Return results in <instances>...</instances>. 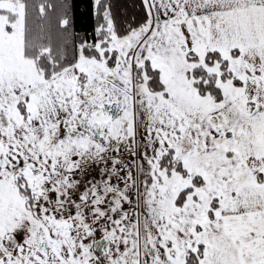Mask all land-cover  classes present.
Listing matches in <instances>:
<instances>
[{
  "label": "rangeland",
  "instance_id": "obj_1",
  "mask_svg": "<svg viewBox=\"0 0 264 264\" xmlns=\"http://www.w3.org/2000/svg\"><path fill=\"white\" fill-rule=\"evenodd\" d=\"M0 11L9 14H0V141L10 147V165L0 168V264H84L76 242H68L74 259L58 248L59 226L26 210L11 185L21 172L19 161L35 162L36 190L46 171L55 176L122 153L138 156L131 164L129 198L140 219L110 224L108 238L118 247L111 256L101 255L105 264H186L185 252H197L200 245L204 253L198 264H264V186L255 182L259 171L264 174L259 164L264 145L256 113L249 112L255 100L248 89L225 80L218 65L210 69L199 61L217 74L222 97L199 96L192 81L181 76L188 47L178 40L180 33L159 29L152 19L124 44L112 33L108 55L106 49L99 60L81 54L76 66L46 80L37 61L24 53L22 1H0ZM143 55L160 71L169 98L138 80ZM120 98L129 102L113 119L105 108ZM212 116L229 138L214 140ZM86 119L109 125L104 143L89 133L74 134ZM170 150L188 177L174 168L160 169L159 158ZM196 176L206 185L178 207L179 193L193 186ZM216 198L219 209L210 221ZM11 240L18 241L16 248L9 246Z\"/></svg>",
  "mask_w": 264,
  "mask_h": 264
},
{
  "label": "trees",
  "instance_id": "obj_2",
  "mask_svg": "<svg viewBox=\"0 0 264 264\" xmlns=\"http://www.w3.org/2000/svg\"><path fill=\"white\" fill-rule=\"evenodd\" d=\"M20 1L24 5V53L26 57L37 61L46 80L76 66L81 54L85 58L99 60L101 49H106L105 55H108L112 33L124 40L150 19V12L144 0H99L97 3L95 0ZM0 14L9 15L6 11H0ZM236 53H233V57L237 55ZM187 58L189 61H197V57L191 53H188ZM204 62L210 69L218 65L225 80L240 85L227 74L230 57L211 52L206 55ZM210 69L197 64L189 73V77L193 80V86L199 96L212 94L216 99H220L222 91L216 83L217 74ZM141 70L146 72V85L149 91L163 92L166 96L160 80V71L153 69L150 61H147ZM158 162L161 170L174 168L184 177L189 176L182 161L176 160L172 150L163 154ZM205 185V180L201 176H196L193 179V186L179 193L177 206L183 207L188 197ZM18 192L25 199L28 211L39 217L32 209L35 192L29 187H19ZM218 201L216 198L211 203V210L208 213L211 221L219 209ZM203 253L202 245L197 252L187 251L186 264H198Z\"/></svg>",
  "mask_w": 264,
  "mask_h": 264
},
{
  "label": "crops",
  "instance_id": "obj_3",
  "mask_svg": "<svg viewBox=\"0 0 264 264\" xmlns=\"http://www.w3.org/2000/svg\"><path fill=\"white\" fill-rule=\"evenodd\" d=\"M144 1L150 12V19L142 27L147 28L152 19L159 29L177 30L182 37L178 40L187 45L188 49L184 47L182 52L184 69L181 71V76H184L185 83L192 81L193 85L189 73L199 61H205L208 53L217 52L222 56L230 57L229 71L232 72V78L240 83L241 89H248L251 98L255 100L254 107L249 112L256 113V121L260 126L257 133L258 140L264 145V0ZM202 47L206 48V51L201 49ZM197 50H201L202 55L196 53ZM234 52H237V55L233 57ZM188 53L196 56L197 61H189ZM143 56L141 65L147 61L151 63L147 55ZM161 93L163 97L169 98L167 93L166 96ZM216 139L220 138L215 133L214 140ZM228 155L233 156V154ZM259 164L264 167V148ZM254 168L258 170L261 167ZM256 176L255 182L262 188L264 174L259 171ZM56 244L59 247L58 241Z\"/></svg>",
  "mask_w": 264,
  "mask_h": 264
},
{
  "label": "built area",
  "instance_id": "obj_4",
  "mask_svg": "<svg viewBox=\"0 0 264 264\" xmlns=\"http://www.w3.org/2000/svg\"><path fill=\"white\" fill-rule=\"evenodd\" d=\"M137 161L136 153L101 156L74 171L42 175L33 209L61 227V239L76 242L86 251V264H103L96 244L108 237L110 224L130 218L135 210L129 183L131 164Z\"/></svg>",
  "mask_w": 264,
  "mask_h": 264
},
{
  "label": "flooded vegetation",
  "instance_id": "obj_5",
  "mask_svg": "<svg viewBox=\"0 0 264 264\" xmlns=\"http://www.w3.org/2000/svg\"><path fill=\"white\" fill-rule=\"evenodd\" d=\"M125 42H124V40H123V44H124ZM122 44V45H123ZM126 49H127V46L125 47ZM125 48H122V49H125ZM192 54V53H191ZM194 56V55H193ZM196 57V56H195ZM134 66V65H133ZM143 66H145V64L143 65ZM143 66H141L140 67V70L138 71V76H139V78H138V80L141 82V84L145 81V85L147 84V78L145 77V74H144V71L143 70H141V68H143ZM138 69H139V67H138ZM146 89H148V87H147V85H146ZM147 92V91H146ZM147 95V94H146ZM127 103L129 102V101H126ZM217 122H218V119H217V117L216 116H212L211 117V123L213 124V127L214 128H216V130H217V132H218V136H219V138L220 139H226V138H229L230 137V134H229V132H225V131H219V128H217ZM81 124V123H80ZM95 124H99V123H95ZM110 128V127H109ZM109 128H108V130H107V133L109 134ZM85 133H89V132H83L81 129H80V125H79V128L77 127H75L74 128V134L76 135V134H85ZM89 134H91V133H89ZM92 135V134H91ZM232 138V137H231ZM99 142V141H98ZM17 151V150H16ZM10 152V147H9V145L8 144H6V143H3V142H1L0 141V153L1 154H4V157L3 158H0V168H7L9 165H10V156L8 155V153ZM9 156V157H8ZM18 158V156L16 157V156H13V159H14V161L16 160ZM23 159H25V158H23ZM25 160H27V161H29V162H25ZM24 160V162L23 161H19L18 162V165H19V169H21V172L19 171L18 173H17V175H16V177H15V179H13L12 180V186H14V188H19V187H22V188H25V187H29L30 189H32L35 193H36V190H35V188H34V182H35V180H36V178H33V179H31L32 178V176L34 175V168H35V162H32V161H30V159H25ZM20 195V194H19ZM21 196V195H20ZM34 196H35V194H34ZM24 199V198H23ZM24 201H25V199H24ZM32 206H33V202H32ZM25 207H26V205H25ZM26 209H27V207H26ZM28 210V209H27ZM30 213H31V211H29ZM39 216V215H38ZM36 217V216H35ZM36 218H40L41 220H43L40 216L39 217H36ZM139 219H140V217L138 216V220L136 221V222H139ZM57 239V241H58V244H59V249H60V247H61V242H60V240H58V238H56ZM56 241V242H57ZM12 241H10V243H9V246L12 244L11 243ZM17 242V241H16ZM111 244H112V250H111V252L108 250V249H105L104 250V252L102 253V254H104V253H108V254H106L105 256L106 257H108V256H111V254L113 253V250L114 249H117V247H118V244L116 243V242H110ZM12 246V245H11ZM18 245L16 244V246L15 247H13V248H16ZM203 246V245H202ZM82 249V251H83V257H82V261H83V263L84 264H86V258H87V254H86V251L83 249V248H81ZM66 253H68L69 251H65ZM64 252V253H65ZM186 253V252H185ZM102 254H99L98 252H97V250H96V255H97V258L98 259H100L102 262H103V264H105L104 263V261L101 259V258H103V257H101V255ZM73 256H76V254H74V253H72V252H70V256L69 257H73ZM106 257H104V258H106ZM72 259H74V258H72ZM81 261V262H82Z\"/></svg>",
  "mask_w": 264,
  "mask_h": 264
},
{
  "label": "water",
  "instance_id": "obj_6",
  "mask_svg": "<svg viewBox=\"0 0 264 264\" xmlns=\"http://www.w3.org/2000/svg\"><path fill=\"white\" fill-rule=\"evenodd\" d=\"M128 100L124 99V98H120L119 100H117L116 103L107 106L105 108V111L107 113V115H109L110 117H112L113 119H116L120 116V114L122 113V111L125 109V107L127 106V102ZM109 128V125L106 124H94L90 119H86L84 120L81 124H80V129L83 132H89L92 134V136L99 142L104 143L107 140V130ZM134 221L138 220V212L135 211L133 216H132ZM12 242V246L10 245L11 248L15 247L17 242L15 240H11ZM112 244L110 243V241L108 239H103L100 242L97 243L96 245V250L99 254H102L104 252L105 249H108L110 252L112 250ZM60 250L62 252L65 251H70V248L68 247L67 243L62 240L61 241V247Z\"/></svg>",
  "mask_w": 264,
  "mask_h": 264
}]
</instances>
